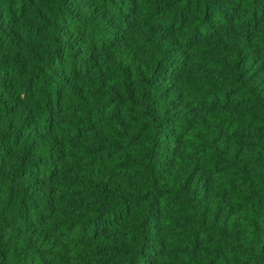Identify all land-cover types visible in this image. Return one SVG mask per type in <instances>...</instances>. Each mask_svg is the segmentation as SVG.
Masks as SVG:
<instances>
[{
	"label": "trees",
	"instance_id": "obj_1",
	"mask_svg": "<svg viewBox=\"0 0 264 264\" xmlns=\"http://www.w3.org/2000/svg\"><path fill=\"white\" fill-rule=\"evenodd\" d=\"M0 264H264V0H0Z\"/></svg>",
	"mask_w": 264,
	"mask_h": 264
}]
</instances>
